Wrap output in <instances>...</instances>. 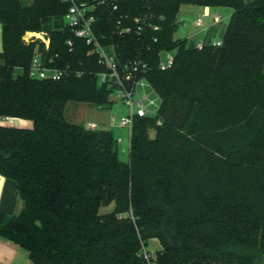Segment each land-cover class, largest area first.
<instances>
[{
	"label": "trees",
	"instance_id": "1",
	"mask_svg": "<svg viewBox=\"0 0 264 264\" xmlns=\"http://www.w3.org/2000/svg\"><path fill=\"white\" fill-rule=\"evenodd\" d=\"M115 4L100 32L162 100L161 124H134L128 162L113 131L66 119L70 102L111 105L97 77L106 68L66 24L68 6L0 0V117L33 124L0 126V175L23 202L14 216L0 211V238L33 264H264V0ZM185 4L232 9L221 47L175 37ZM26 32L48 34L49 53L81 76L31 79L42 44H26ZM162 52L174 53L165 70ZM206 114L213 124L200 134Z\"/></svg>",
	"mask_w": 264,
	"mask_h": 264
},
{
	"label": "built area",
	"instance_id": "2",
	"mask_svg": "<svg viewBox=\"0 0 264 264\" xmlns=\"http://www.w3.org/2000/svg\"><path fill=\"white\" fill-rule=\"evenodd\" d=\"M68 6L65 22L74 34L75 38L82 40L90 51L89 56L98 58L99 64L106 68L105 72L97 75L98 84L106 87L111 94L117 93L123 104L128 108V114L120 122V126L129 132V141L132 137L134 124L140 118L158 119L161 124L159 111L162 100L155 92L151 84L144 77H138L139 63H122L119 59L116 46L108 40L107 36L100 32L102 27L101 15L104 9L114 6L116 9L117 0H61ZM210 15L204 12L196 21V26L202 28L205 33V19ZM214 22L223 21L220 15L213 17ZM46 33H28L24 37L26 44L40 41L42 46L37 49L28 69V76L39 81H61L70 75L81 76L82 73L73 72L71 67H64L59 63V56L50 54L51 40L45 39ZM121 34V32H119ZM215 47L223 45V39L211 42ZM70 52L73 50V41H67ZM205 40L197 42V48L203 49ZM174 63L173 52H162L160 68H170ZM18 72L23 73L22 69ZM111 96V95H110ZM110 99V98H109ZM3 121L13 126L14 118H3ZM87 129L95 130L96 126L91 125ZM119 143L121 142L118 140Z\"/></svg>",
	"mask_w": 264,
	"mask_h": 264
},
{
	"label": "rangeland",
	"instance_id": "3",
	"mask_svg": "<svg viewBox=\"0 0 264 264\" xmlns=\"http://www.w3.org/2000/svg\"><path fill=\"white\" fill-rule=\"evenodd\" d=\"M213 12L221 15L224 21V26L228 24L232 15V9L229 8H217ZM202 13L203 10L200 9V7L188 4L182 5L178 16L179 27L175 37L177 39H185L186 37H189V40L191 41V35L198 33L202 34V28L194 24L197 21V16L201 17ZM28 33L32 34V32H26L25 36H27ZM202 36L203 35H201V37ZM16 73L19 74L20 72L17 71ZM117 95V93L111 94L109 99L111 105L109 109H101L99 106L94 104L70 102L67 104L65 116L66 119L73 124L82 125L86 128L94 125L97 129H108L113 131L115 137L121 141L119 143L120 158L121 160L128 162L130 147L129 132L126 128L120 126V122L128 114L129 110ZM208 117V114L202 117L201 124L204 126L200 129V134H202L206 128L208 130L210 124H213L211 121L212 119L210 120ZM150 136L151 138H155L156 132L151 131ZM113 210L114 206H110L102 208L100 212L101 214H107ZM160 246L159 241L157 239H153L150 241L147 250H149L152 255H155L157 251L161 249Z\"/></svg>",
	"mask_w": 264,
	"mask_h": 264
},
{
	"label": "crops",
	"instance_id": "4",
	"mask_svg": "<svg viewBox=\"0 0 264 264\" xmlns=\"http://www.w3.org/2000/svg\"><path fill=\"white\" fill-rule=\"evenodd\" d=\"M253 1L255 0H245L246 3H251ZM200 9L203 10V13L207 12L210 15L204 21L207 32L205 33L203 31L202 34L198 33L191 35V41L189 40V37H186L185 39H188L189 42H194V43L203 41L205 39L208 41L210 38L212 42L221 40L225 33L226 26H224V21L219 23L214 22L213 17L215 15H220L218 13L213 12L217 8L200 7ZM198 18L199 16H197V19ZM194 24L196 25V22ZM201 35L203 36L201 37ZM2 51H3V27L0 22V53ZM0 126L13 127L12 125L4 122L2 117H0ZM19 127L25 129H31L33 127V124L30 121H25L20 119ZM22 209H23V202L20 199L16 183L0 175V211L7 216H14L20 213ZM0 264H33V263L29 260L27 253L24 250H22L19 246L0 238Z\"/></svg>",
	"mask_w": 264,
	"mask_h": 264
},
{
	"label": "water",
	"instance_id": "5",
	"mask_svg": "<svg viewBox=\"0 0 264 264\" xmlns=\"http://www.w3.org/2000/svg\"><path fill=\"white\" fill-rule=\"evenodd\" d=\"M44 38L45 39H48L49 38L48 34H44ZM99 107L101 109H109L110 108V105L109 104H107V105H101ZM19 125H20V119H14L13 127L14 128H18Z\"/></svg>",
	"mask_w": 264,
	"mask_h": 264
}]
</instances>
